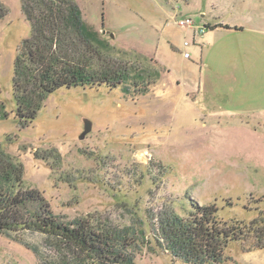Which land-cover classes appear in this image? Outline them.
<instances>
[{"label": "rangeland", "instance_id": "rangeland-1", "mask_svg": "<svg viewBox=\"0 0 264 264\" xmlns=\"http://www.w3.org/2000/svg\"><path fill=\"white\" fill-rule=\"evenodd\" d=\"M75 1L100 33L103 58L91 65L158 76L138 98L105 85L62 88L22 126L14 65L31 25L21 0H0L7 10L0 88L9 114L0 119V148L23 166L24 186L68 221L143 231L137 264H185L162 251L158 230L173 214L187 217L191 202L216 205L228 225L264 221V0ZM187 18L194 28L180 26ZM86 121L92 131L82 140ZM16 237L22 242L0 235V264H38L27 246L47 258L61 254L41 234ZM260 241L250 233L230 243L220 264H264Z\"/></svg>", "mask_w": 264, "mask_h": 264}, {"label": "trees", "instance_id": "trees-1", "mask_svg": "<svg viewBox=\"0 0 264 264\" xmlns=\"http://www.w3.org/2000/svg\"><path fill=\"white\" fill-rule=\"evenodd\" d=\"M31 34L19 48L14 65L15 117L22 126L32 124L47 98L62 88L105 85L120 87L138 98L147 93L157 72L130 73L122 67L94 66L93 56L103 58L96 46L97 35L87 25L75 0H21ZM7 10L0 3V21ZM210 27L206 25L205 29ZM101 49V48H100ZM103 63V61H102ZM150 79V80H149ZM1 100L0 119L7 118ZM187 217L173 214L159 227L162 251L185 264H220L225 249L243 242L250 233L264 248V221L245 225L223 223L216 205L191 202ZM32 232L53 242L61 252L47 258L36 247L38 264H137L142 231L135 235L94 227L86 219L68 221L57 215L38 189L24 186L23 166L0 148V235L22 242L16 234ZM135 236L139 237L137 240Z\"/></svg>", "mask_w": 264, "mask_h": 264}, {"label": "built area", "instance_id": "built-area-1", "mask_svg": "<svg viewBox=\"0 0 264 264\" xmlns=\"http://www.w3.org/2000/svg\"><path fill=\"white\" fill-rule=\"evenodd\" d=\"M179 24H180V26H182L184 28H186V26H187L188 27L187 29H192V28L195 27V24H194L193 20L189 19V18L181 20L179 22ZM198 29H199L200 34H204L206 32L205 26L201 25ZM188 46H189V43L186 42L185 43V47H188ZM185 57L186 58H190V54L189 53H185Z\"/></svg>", "mask_w": 264, "mask_h": 264}, {"label": "water", "instance_id": "water-1", "mask_svg": "<svg viewBox=\"0 0 264 264\" xmlns=\"http://www.w3.org/2000/svg\"><path fill=\"white\" fill-rule=\"evenodd\" d=\"M92 131V124L89 121L85 122L84 132L82 133L80 139H85V137Z\"/></svg>", "mask_w": 264, "mask_h": 264}, {"label": "crops", "instance_id": "crops-1", "mask_svg": "<svg viewBox=\"0 0 264 264\" xmlns=\"http://www.w3.org/2000/svg\"><path fill=\"white\" fill-rule=\"evenodd\" d=\"M202 26H206V24L202 25Z\"/></svg>", "mask_w": 264, "mask_h": 264}]
</instances>
